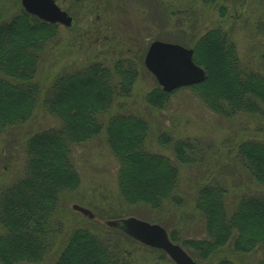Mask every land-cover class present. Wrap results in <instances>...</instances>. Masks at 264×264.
<instances>
[{
	"label": "trees",
	"instance_id": "1",
	"mask_svg": "<svg viewBox=\"0 0 264 264\" xmlns=\"http://www.w3.org/2000/svg\"><path fill=\"white\" fill-rule=\"evenodd\" d=\"M56 33L57 24L24 9L0 22V135L29 121L40 105L59 122L28 138L21 177L5 184L7 165L0 162V264L42 263L67 233L51 264H133L124 242L131 238L121 231L94 223L68 232L69 225L60 219L63 197L81 185L74 147L104 134L119 163L123 199L153 209L182 206L180 166L203 162L206 150L199 137L174 139L164 133L158 141L173 157L149 148V122L127 104L139 77L132 58H118L112 66L93 61L60 74L42 91L36 74L41 54ZM191 47L195 62L206 71L205 80L191 88L211 111L223 117L259 114L264 119V73L243 65L225 30L213 27ZM169 98L159 85L144 96L155 109L165 108ZM236 151L250 175L264 185V140H246ZM228 196L220 180L199 186L195 210L204 218L206 234L186 238L183 248L204 260L229 244L239 254L264 248V196L242 195L230 209ZM170 237L178 241L176 235Z\"/></svg>",
	"mask_w": 264,
	"mask_h": 264
},
{
	"label": "rangeland",
	"instance_id": "2",
	"mask_svg": "<svg viewBox=\"0 0 264 264\" xmlns=\"http://www.w3.org/2000/svg\"><path fill=\"white\" fill-rule=\"evenodd\" d=\"M55 1L72 17L73 23L70 26L57 23L55 37L41 54L36 79L42 91L60 74L93 61L112 66L118 58H132L138 64L139 77L127 104L132 112L148 120L149 148L173 157L172 150L158 141V136L164 133L174 139L199 137L206 150L203 162L180 166L178 194L182 206L167 204L163 209H153L144 204L131 205L123 199L118 186L119 163L104 134L76 145L73 153L81 185L63 197L59 211L60 219L70 227L68 232L79 225L105 226L111 218L135 217L161 224L169 235H176L175 243L182 245L186 238H202L206 234L204 218L195 210L200 185L211 179L225 183L229 189V209L242 195L264 196V185L250 175L236 151L246 140H264L261 115L238 113L223 117L211 111L190 86L171 92L163 109L152 108L144 100L145 94L159 85L144 63L150 44L159 40L191 47L203 33L216 26L229 34L244 66L264 73V0ZM22 9L21 0H0V22L8 21ZM57 125L58 120L40 105L29 121L0 135V162L7 165L2 175L5 184L22 176L28 138ZM75 204L91 209L95 218L75 210ZM67 235L61 236L46 259L38 264H51ZM124 242L132 252L133 264H176L164 250L146 247L133 239ZM184 249L198 264H259L264 259V248L239 254L229 244L206 260L188 247Z\"/></svg>",
	"mask_w": 264,
	"mask_h": 264
},
{
	"label": "water",
	"instance_id": "3",
	"mask_svg": "<svg viewBox=\"0 0 264 264\" xmlns=\"http://www.w3.org/2000/svg\"><path fill=\"white\" fill-rule=\"evenodd\" d=\"M21 3L28 13L44 21L65 26L72 24V17L55 0H21ZM193 55L192 48L156 40L150 44L144 63L163 90L172 92L205 80L206 72L194 61ZM73 208L89 218H94L93 212L88 208L78 204ZM106 224L146 246L164 250L176 264H198L184 248L170 239L167 230L160 224L135 217L110 219Z\"/></svg>",
	"mask_w": 264,
	"mask_h": 264
}]
</instances>
